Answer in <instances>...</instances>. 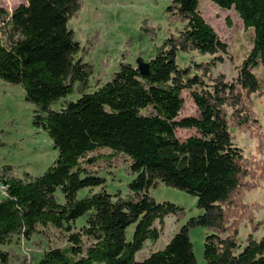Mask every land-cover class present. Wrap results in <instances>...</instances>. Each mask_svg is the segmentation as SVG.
I'll return each instance as SVG.
<instances>
[{
    "label": "trees",
    "instance_id": "16d2710c",
    "mask_svg": "<svg viewBox=\"0 0 264 264\" xmlns=\"http://www.w3.org/2000/svg\"><path fill=\"white\" fill-rule=\"evenodd\" d=\"M201 1L170 0V24L183 27L147 61L122 60L95 90L94 66L70 27L82 0H28L10 15L0 8V37L6 40L0 39V79L24 89L25 100L35 106L33 125L45 130L58 150L39 176H15L11 166L0 170L7 185L0 201V264H33L11 244L35 235L48 238L50 226L66 232L68 244L45 250L37 264H264V236H254L261 225L254 210L262 205L245 203L247 192L264 181V160L246 156L233 134V129L249 131L263 152L254 96L263 95L255 69H264V0H211L222 9L234 8L253 29V46L235 80L213 77L228 44L205 20ZM191 51L214 57L180 66L179 54ZM184 90L191 91L195 115L181 116ZM71 95L78 98L68 100ZM179 129L193 134L181 139ZM105 148L111 153L89 156ZM116 155L129 160L126 193H111L106 177L90 168ZM162 183L196 197L201 212L163 249L138 260L146 241L161 236L157 220L187 215L184 206L154 198L150 191ZM81 218L86 222L76 230ZM245 222L251 232L242 243ZM195 227L207 230L203 263L190 237Z\"/></svg>",
    "mask_w": 264,
    "mask_h": 264
},
{
    "label": "rangeland",
    "instance_id": "374dc122",
    "mask_svg": "<svg viewBox=\"0 0 264 264\" xmlns=\"http://www.w3.org/2000/svg\"><path fill=\"white\" fill-rule=\"evenodd\" d=\"M170 0H82L80 13L70 21V27L76 32V38L81 42L87 55L85 60L92 63L94 73L91 76V90L99 88L107 82L118 64L127 60L134 65L147 61L155 53V47L161 45L176 28L183 27V23L170 24L166 12ZM28 0H0V8L10 15L21 4ZM200 10L205 20L215 29L219 37L228 44L225 53H219L224 61L213 68V77L223 74L227 80H235L239 67L249 54L253 46V29L246 28L243 19L234 9H222L211 0H202ZM6 44L4 35L0 37ZM125 55V56H124ZM214 56L202 55L197 51L181 52L178 63L185 67L193 62L209 61ZM125 58V59H124ZM262 83L263 95L254 96V110L262 124L264 132V69H255ZM185 100L181 116L195 115L197 106L190 90H184ZM78 95H71L67 99L75 100ZM63 104L55 107L61 108ZM35 106L25 100V91L20 85H13L0 79V170L11 166L15 176H39L53 164L58 156L53 140L42 128L33 125ZM192 130L179 129L177 135L185 139L192 135ZM235 143L241 147L248 157L255 156L257 160H264L263 152H259V138L251 137L249 131L233 129ZM100 153H111L110 149H99L89 156H99ZM128 159L122 155L114 156L110 161L100 158L90 168L106 177L107 189L111 193L121 190L127 192V184L132 176L126 172ZM0 181V185H1ZM96 190H99L97 188ZM151 194L158 202L171 201L186 208V217L178 220L168 215L163 221L157 220L155 226L161 230L159 240H147L144 248L137 253V259L143 260L152 252L163 249L181 226L191 217L198 215L201 210L197 207V198L185 191L168 186L164 183ZM4 194L0 188V201ZM246 204L262 205L255 208L254 217L261 225L254 236H264V181L260 186L246 195ZM86 222L81 218L75 223V229H80ZM134 226L129 228L131 238ZM48 238L35 235L32 239H17L11 246L20 255H25L33 264H37L43 257L44 251L54 247H65L68 244L66 232L50 226L46 230ZM251 232L250 225L245 222L240 230V241L246 242ZM207 230L195 227L190 230V237L194 245V252L198 263H203L204 240ZM10 246V247H11ZM8 246L5 247L7 249Z\"/></svg>",
    "mask_w": 264,
    "mask_h": 264
},
{
    "label": "built area",
    "instance_id": "2783aa9c",
    "mask_svg": "<svg viewBox=\"0 0 264 264\" xmlns=\"http://www.w3.org/2000/svg\"><path fill=\"white\" fill-rule=\"evenodd\" d=\"M0 188H1L4 196H6L7 195V185L4 183H1Z\"/></svg>",
    "mask_w": 264,
    "mask_h": 264
}]
</instances>
